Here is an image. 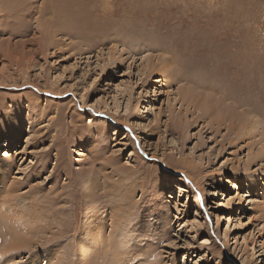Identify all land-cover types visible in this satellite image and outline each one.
I'll return each mask as SVG.
<instances>
[{
	"label": "rangeland",
	"instance_id": "rangeland-1",
	"mask_svg": "<svg viewBox=\"0 0 264 264\" xmlns=\"http://www.w3.org/2000/svg\"><path fill=\"white\" fill-rule=\"evenodd\" d=\"M5 262L264 264V0H0Z\"/></svg>",
	"mask_w": 264,
	"mask_h": 264
},
{
	"label": "bare ground",
	"instance_id": "bare-ground-1",
	"mask_svg": "<svg viewBox=\"0 0 264 264\" xmlns=\"http://www.w3.org/2000/svg\"><path fill=\"white\" fill-rule=\"evenodd\" d=\"M171 61V60H170ZM168 65V64H167ZM2 147V146H1ZM84 183V182H83ZM14 186H12L11 187V190L12 191H14ZM11 191V192H12ZM91 193V192H90ZM9 195V194H8ZM14 196V195H13ZM8 198V197H7ZM91 199V198H90ZM12 200V199H11ZM6 202V201H5ZM5 204V203H4ZM37 215V214H36ZM112 222V221H111ZM15 224V223H14ZM93 225V224H92ZM18 226V225H17ZM18 230V229H17ZM22 230V229H21ZM114 230V229H113ZM20 230H18V232H19ZM18 232H16V234H15V236H14V239L13 240H11L10 238H8L7 239V244H6V247L3 249L4 250V252H8V251H11V250H17V249H19L20 248V246H22L21 244H23L24 245V243H26V242H23V243H20L18 240L20 239V238H22L21 236H17V233ZM13 233V232H12ZM27 233H29V232H27ZM115 234V233H114ZM24 238V237H23ZM22 238V239H23ZM25 239V238H24ZM10 240V241H9ZM21 240V239H20ZM111 240V239H110ZM24 247V246H23ZM22 247V248H23ZM101 251V250H100ZM118 256V255H117ZM121 256V255H120ZM119 256V257H120ZM113 257V256H112ZM124 257V256H123ZM64 259V258H63ZM124 259V258H123ZM157 259H160V258H157ZM155 260V259H154ZM122 261V260H121ZM126 261V260H125ZM26 262V261H25ZM67 262V261H66ZM84 262V261H83ZM133 262V261H132ZM153 262V261H152ZM5 264H7V262H5ZM122 264V263H121ZM156 264V263H155Z\"/></svg>",
	"mask_w": 264,
	"mask_h": 264
},
{
	"label": "snow or ice",
	"instance_id": "snow-or-ice-1",
	"mask_svg": "<svg viewBox=\"0 0 264 264\" xmlns=\"http://www.w3.org/2000/svg\"><path fill=\"white\" fill-rule=\"evenodd\" d=\"M5 155H6V153H5Z\"/></svg>",
	"mask_w": 264,
	"mask_h": 264
}]
</instances>
